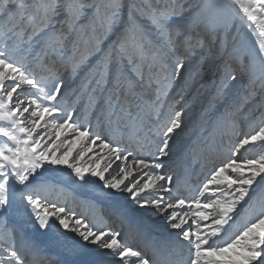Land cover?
<instances>
[{
  "label": "snow or ice",
  "instance_id": "obj_1",
  "mask_svg": "<svg viewBox=\"0 0 264 264\" xmlns=\"http://www.w3.org/2000/svg\"><path fill=\"white\" fill-rule=\"evenodd\" d=\"M0 264H264V0H0Z\"/></svg>",
  "mask_w": 264,
  "mask_h": 264
},
{
  "label": "bare ground",
  "instance_id": "obj_2",
  "mask_svg": "<svg viewBox=\"0 0 264 264\" xmlns=\"http://www.w3.org/2000/svg\"><path fill=\"white\" fill-rule=\"evenodd\" d=\"M258 115V114H257ZM245 130H247V126H245ZM181 136H184V133H181ZM252 151L249 150V152L245 153L244 155L248 156V158H251ZM186 164L189 162H185ZM178 172L183 174V166L176 169ZM192 174V182L194 183L196 181L197 175L201 172L202 168L200 166H196L192 164L191 167L188 169ZM46 176L48 177L49 181H51L54 184L58 185V188H63V192L57 191H51L49 194V198L52 200H59L61 202L67 203V207L74 209L77 212L84 213L88 215L90 218H92L95 215V209L88 207L89 203H99L96 198H90L93 195L96 196L97 189L91 185H77L74 183V181L68 176L67 172L64 173H56V172H49L46 173ZM74 190V191H73ZM89 198V199H87ZM110 201L113 205H110L109 203H102L100 206H102L105 210V215H110V222L113 224L112 227L114 229L119 230L121 227V221H125V231L123 232V238L126 239L130 243H138V239L135 236V232H130L127 229V221L128 220H134L136 217L141 215H146V213H142L139 210L133 211L136 213V216L131 211H125L130 206L126 203H124L123 198L116 196L113 197L111 200H105ZM115 205V206H114ZM153 224H160L161 222L159 220L152 221ZM159 236L161 239L164 238V233L159 231ZM36 239L40 240L41 237L39 234L36 235ZM186 254V253H184Z\"/></svg>",
  "mask_w": 264,
  "mask_h": 264
},
{
  "label": "rangeland",
  "instance_id": "obj_3",
  "mask_svg": "<svg viewBox=\"0 0 264 264\" xmlns=\"http://www.w3.org/2000/svg\"><path fill=\"white\" fill-rule=\"evenodd\" d=\"M74 191V190H73ZM96 194V193H95ZM90 198H96V196H92V197H90ZM87 199H89V198H87ZM104 203H109L110 205H113L110 201H103ZM115 206V205H114ZM127 209H128V207H127ZM131 212H133V211H131ZM134 213V212H133ZM135 215H136V213H134ZM136 216H138V215H136ZM113 225V224H112Z\"/></svg>",
  "mask_w": 264,
  "mask_h": 264
}]
</instances>
